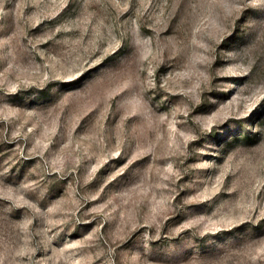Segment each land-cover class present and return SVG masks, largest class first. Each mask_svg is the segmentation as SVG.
<instances>
[{"label":"rangeland","instance_id":"obj_1","mask_svg":"<svg viewBox=\"0 0 264 264\" xmlns=\"http://www.w3.org/2000/svg\"><path fill=\"white\" fill-rule=\"evenodd\" d=\"M0 264H264V0H0Z\"/></svg>","mask_w":264,"mask_h":264}]
</instances>
